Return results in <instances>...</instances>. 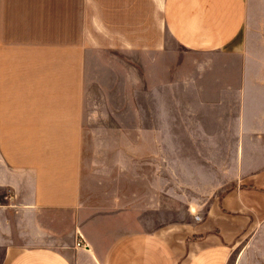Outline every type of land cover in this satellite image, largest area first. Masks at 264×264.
I'll list each match as a JSON object with an SVG mask.
<instances>
[{
	"label": "crops",
	"instance_id": "crops-1",
	"mask_svg": "<svg viewBox=\"0 0 264 264\" xmlns=\"http://www.w3.org/2000/svg\"><path fill=\"white\" fill-rule=\"evenodd\" d=\"M0 161V264H233L264 224V0H0Z\"/></svg>",
	"mask_w": 264,
	"mask_h": 264
},
{
	"label": "rangeland",
	"instance_id": "rangeland-1",
	"mask_svg": "<svg viewBox=\"0 0 264 264\" xmlns=\"http://www.w3.org/2000/svg\"><path fill=\"white\" fill-rule=\"evenodd\" d=\"M128 66V65H127ZM100 66H91L90 64H87L85 68V89H87L91 84L96 82H103L104 83V89H106L107 93H104L103 96L107 97L110 95L109 88L113 87V89L116 91L115 93H120L121 98L123 96V93L125 94L123 89L124 87L127 89L126 84L129 82V75H126L124 78L123 75V84L120 82H115L113 75L109 73L107 70L102 69ZM114 82L116 85H114ZM127 82V83H125ZM115 86V87H114ZM128 90V89H127ZM143 95V99H139V115H145V113H149V107L147 106L148 102L145 100V93L140 94V96ZM118 103L123 106L124 104L129 103V98H122L118 99ZM130 113L127 112L126 116L128 117ZM93 120L89 125L90 129L98 130L100 126H103V124L98 123L97 115L94 114V117L91 119ZM142 126V132L139 133V135H145V131L147 129V124H140ZM139 126V127H140ZM94 138H91L88 140V146L90 148H96L99 147H105V146H118V147H132L137 148L138 154L137 156H133L134 158L139 159V163H147L148 157L151 159V155H143L139 154L140 152H146V148L149 149V138L144 136H139L137 138H131V139H105V138H99L96 137L100 133L98 131H94ZM97 153V150L94 151ZM98 155H94L93 157H97ZM1 162V161H0ZM147 168H149V165L146 164ZM7 171L4 170L3 166L0 165V240H4L7 243L13 242L18 243L17 236L15 234L12 235L10 230H15L14 226H11L7 223L10 218L13 219L12 224L16 226L17 221L19 220V202L17 198L14 196L13 191L10 186L9 177L6 174ZM139 175H147L149 179V175L152 174L151 169H142L141 171H138ZM124 176V172L122 174ZM122 176V177H123ZM151 177V175H150ZM67 226V223L63 224V227ZM53 228H55L54 225H51ZM249 243L245 247L243 251L242 245H238L236 249L233 250L231 257L234 259L233 264H236L235 261L237 260L240 262L238 264H264V224L255 230V233L251 237H249ZM231 264V261L230 263Z\"/></svg>",
	"mask_w": 264,
	"mask_h": 264
},
{
	"label": "built area",
	"instance_id": "built-area-1",
	"mask_svg": "<svg viewBox=\"0 0 264 264\" xmlns=\"http://www.w3.org/2000/svg\"><path fill=\"white\" fill-rule=\"evenodd\" d=\"M195 219H197V217L195 216ZM85 242L82 238V236L79 234V233H76V237H75V240L73 241V246L75 248H83L85 247Z\"/></svg>",
	"mask_w": 264,
	"mask_h": 264
}]
</instances>
